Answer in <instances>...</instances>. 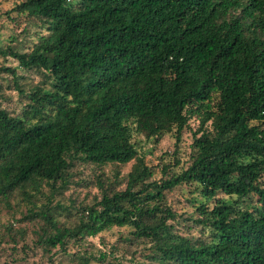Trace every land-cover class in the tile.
<instances>
[{"label": "trees", "instance_id": "1", "mask_svg": "<svg viewBox=\"0 0 264 264\" xmlns=\"http://www.w3.org/2000/svg\"><path fill=\"white\" fill-rule=\"evenodd\" d=\"M13 3L5 13L34 23L36 39L18 47L12 36L0 57L40 79L23 85L0 68L21 102L4 107L0 83V208L38 224L42 253L75 264H264V0ZM185 130V165L146 160L145 145L166 135L179 144ZM81 165L91 175L76 179ZM74 185L97 192L54 202ZM177 188L187 215L166 199ZM115 228L108 247H89Z\"/></svg>", "mask_w": 264, "mask_h": 264}, {"label": "rangeland", "instance_id": "2", "mask_svg": "<svg viewBox=\"0 0 264 264\" xmlns=\"http://www.w3.org/2000/svg\"><path fill=\"white\" fill-rule=\"evenodd\" d=\"M15 0H6L0 5V47H4L8 44V40L15 38V41L12 43L15 46L21 47L23 44H30L32 40L36 38L33 36L32 30L36 28L34 23H30L29 25L25 22V19L22 16H16L15 12L6 14L5 12L10 10V8L14 5ZM16 19H12V18ZM29 27L28 33H23L24 27ZM43 33H46V30H42ZM8 67L15 68V72L18 76H24L23 85L28 84V80L38 81L40 78L34 71L26 70L20 66H18L17 61L10 56L0 57V68ZM11 77L9 74L3 70H0V83L3 86V94L5 95V99L2 100V105L6 108L10 109H20L21 102L17 93L13 89H8V79ZM196 122H191V128L194 129L196 126ZM192 141V135L190 130H185L182 135V140L179 144L175 143L174 137L171 135H166L160 143L153 149L152 147L145 145L143 147V153L145 154L146 160L151 161L153 164H156L159 160V157L163 156L164 160L173 162L174 157L179 158L180 162L185 165L188 156V152L190 150V143ZM178 145V146H177ZM178 151L173 154V150L177 149ZM114 165H106L104 167L105 172L111 174V169ZM120 169V178H123L130 169V164L121 165ZM78 172H81L78 177L85 178L91 175V171L88 168H85L84 165L78 167ZM183 191H186L183 189ZM180 189H174L171 193L167 194L166 199L174 205L176 211L182 214H189L192 212V207L187 206L185 201V197L188 196L187 193L183 192ZM97 192L96 187L85 188L82 186L74 185L71 189L66 190L63 195H57L54 199V202L59 201L63 205H70V201L74 199L75 202L81 201L83 199H89L91 196ZM13 205V204H12ZM13 210L5 207L0 208V264H75V258L69 259L65 256V254L57 253L53 260L50 257L46 256L42 253V248L38 243H36V237L34 234V230L38 227L37 223H27L25 221L21 222L20 214L14 213V217L12 216ZM65 213L63 212L60 215V218H63ZM185 217V215H183ZM11 223L12 231L9 235V232L6 231L5 226ZM25 228L26 232L24 234V239L19 237V235L15 234L18 228ZM118 229H114L111 233L104 232L102 233V237H92L90 238V248L93 250L104 249L108 247L112 242H114L115 238L118 235ZM13 237L18 244L15 247H12ZM104 241V244L101 242ZM53 250V249H52ZM72 251V250H71ZM96 264V263H91Z\"/></svg>", "mask_w": 264, "mask_h": 264}]
</instances>
